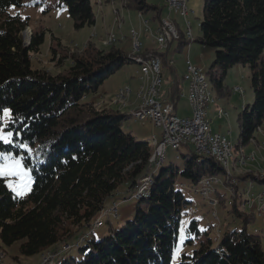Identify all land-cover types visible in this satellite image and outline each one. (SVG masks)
Returning <instances> with one entry per match:
<instances>
[{
	"label": "trees",
	"instance_id": "16d2710c",
	"mask_svg": "<svg viewBox=\"0 0 264 264\" xmlns=\"http://www.w3.org/2000/svg\"><path fill=\"white\" fill-rule=\"evenodd\" d=\"M56 2L67 8L76 28L96 24L91 0ZM25 4L26 0H0V113L10 110L5 129L13 133V142L0 141V150L22 155L33 180L28 193L17 195L0 178L2 247L22 241L19 250L26 256L49 250L55 257L43 264H172L181 220L192 203L181 190L180 179L198 186L204 178L224 176L226 170L215 158L190 148L181 154L182 167L156 165L151 161L150 141H139L124 128L132 113L100 109L85 99L123 65L140 63L121 47L91 41L83 51L64 57L71 65L63 72L33 68L31 54L39 52L45 37L36 33L29 42L24 39L28 22L18 8ZM125 6L142 15L154 13L159 22L164 17L165 5L151 0H126ZM199 24L200 34L193 40L216 49L210 79L219 90H224L233 66L242 64L251 71L254 102L243 106L238 117L240 138L247 144L264 124V0H203ZM191 41L180 30L177 52ZM170 47L144 48L140 54L158 56L162 70L164 65L173 76L166 100L175 107L182 83ZM19 144H26L30 151ZM148 176L151 184L139 199L145 204H139L134 218L123 226H110L107 236L96 239L99 227L92 230L93 225L100 216L103 225V212L110 210L105 207L108 198L123 184L135 194ZM238 177L264 184L262 172ZM216 196L226 208V194L216 190ZM231 196L227 212L240 218V228L227 226L213 239L208 234L214 225L202 230L201 219L193 217L187 227L192 249L180 254L179 264H264V234L249 230L256 214L242 207L252 205L240 199L239 187ZM203 233L206 238L201 237ZM64 244H70L66 251L76 253L56 261Z\"/></svg>",
	"mask_w": 264,
	"mask_h": 264
},
{
	"label": "rangeland",
	"instance_id": "374dc122",
	"mask_svg": "<svg viewBox=\"0 0 264 264\" xmlns=\"http://www.w3.org/2000/svg\"><path fill=\"white\" fill-rule=\"evenodd\" d=\"M34 1H37L39 5L33 3V0H26V4L18 8V12L22 19L28 22V26L24 31V39L26 40V42H29L34 34L44 33L45 38L40 45L39 52L31 54L32 67L44 69L52 74L63 72L65 68L71 65V60L69 58L64 59V57H66L69 52L73 53L77 51H83L84 49L88 48V45L91 41L97 43L100 46H109L108 44H104V41L107 39V34L110 33L113 29L115 30V32H117V29H115V27L121 26L122 14H120L119 9L115 7L113 9L112 19L111 5L107 2V0H91L92 7L96 14V24L94 26L85 25L81 28L75 27L74 21L70 17L67 8L64 6L62 7L57 5L56 0ZM125 1L126 0H119V2L122 3L124 8H126ZM151 1H154L157 4L165 5L164 0ZM102 2H104L103 7H105L106 9V14H103V11H100L102 8ZM202 7L203 0H188V14L186 16L180 15L178 12L175 11H170V17H167V19H170L176 26L178 25V29L185 32L186 37L188 36V39L190 41L192 40L182 52H177L176 49L178 47V42L176 41H174L169 50L171 54L170 56L174 61L173 66L176 69V74L179 80L181 81L183 88V96H181L177 104V110L175 112L179 116L192 115V110L190 107L191 105L188 101L190 81L184 79V75L187 69V61L188 59H190L195 65L199 66V68H201L207 75V80L210 84V90L212 92V98L214 99L208 107V119L210 121L211 129H214H212L214 133L220 132L222 135L224 134L227 137L228 141H230L233 146L231 149V157H233L234 161L232 160V164L225 168L220 163L226 170L227 174H225V176L216 175L218 179L222 178L225 181L219 179V181L217 182H220L218 183L220 185H217V188L215 187L216 184H213V191L210 193L213 198H210L209 196L204 197L201 193V189L203 188V182L207 180L206 178L202 179L201 183H199L198 186L193 185L188 179H180V182L183 184V186H181V190L185 194L186 198L192 203L187 209L188 213L184 214L181 220L179 237L177 244L174 248L172 264H179L180 254L184 250L190 251L192 249L191 246L188 247L187 243V240L189 239L187 227L193 217L197 216L201 219L200 228L202 230L207 229L208 224L212 223L214 226L209 231L208 236L213 239H216L218 235L221 234V231H223L224 228H226L227 226L233 228H240V226L242 225V221L240 220V218H235L227 212L228 206H230L229 200L232 198L231 194L237 193L238 187L240 199H248L249 202H252V204L255 203L257 199H259L257 197L258 195L264 193V184H260L257 181H254L252 183L251 180L239 181L238 177V175L250 171H254L256 173H264V124L256 132L255 139L250 141L249 143L243 144L240 138L241 129L238 121L239 113L243 110V106H252L254 102V91L251 83V71L249 70V68L243 66L242 64H237L233 66L228 71L225 77L224 90H219L218 87L214 84V82H211V70L216 56V49L201 44L196 40H193L194 37H197L200 34L199 23L202 17ZM132 12L134 15L136 28L142 29L140 40L143 43V49L149 44H156L161 50L166 49V46H161L157 43L156 39L159 34L154 35V33L156 32L154 26L157 23L160 24L162 19L159 22L158 16L156 14H144L146 16V19H143V21L148 20L150 22V30H148V22H143L144 24L140 23L139 18H142V14L139 13L140 17H138L137 11L132 10ZM108 13L110 17L106 16ZM168 14L169 10L165 5L163 16H167ZM108 19L113 21V25L109 27L108 25L110 22ZM158 28L159 25L157 27V30ZM137 32H139L140 34V31ZM189 32H191V36L193 37V39L189 35ZM101 34L105 35V37H103V40L100 39ZM146 36L148 38H146ZM145 38L147 39V41H145ZM151 39H154V44L150 42L152 41ZM122 42L123 44L121 45ZM124 43H126V45H124ZM112 45L133 51L130 38L125 40L124 37H118L117 43ZM53 49H55V53L53 52ZM131 53L132 52H130L129 55ZM63 59L64 61L61 62ZM136 65L137 64L134 62L123 65L114 74H111L104 81V83H102L97 92L86 96L85 99L90 100L91 97H94L95 100L103 99L101 103H97L98 101H94L100 109H122V107L125 106L129 101L122 104L121 101L119 102L117 100L116 93L118 92L119 88L126 87L131 83V74L134 72L136 73L137 71ZM162 71L163 83L161 87L160 96L161 99L164 100L167 97L168 88L173 80V76L170 72L167 71V68H165L164 65ZM138 72V76L140 75L141 77L142 73L140 71ZM237 86L241 87L243 93L235 91V88ZM104 105L108 107H104ZM119 105L121 108H119ZM217 105L219 107H217ZM220 111L228 112V116L220 118ZM3 112L4 110L0 113V117L3 116ZM7 121L8 119H0V127H3L5 132H8L5 129ZM124 128L132 130L139 141H150V145L152 149H154V154L152 155L153 158L151 157V159H154L156 151L158 149V146L156 144H160V133L162 132L161 128H157L154 123H152V121L150 120L145 121L144 123L142 121L135 120V118H132L128 122H126ZM153 134H155L157 138L154 141L151 140L153 138ZM239 143H241L240 147H236V145H238ZM189 148L194 150L192 145H188V147L187 145H182L180 146V148H177L174 145H167L166 157L165 160L162 162L163 164L161 163L162 167H167L171 163L182 167L184 160L181 158V154L188 153ZM18 157H22V155H18ZM157 159L159 158L156 157L155 161L153 162L156 163V165H161L156 162ZM23 165L25 168H27L24 161ZM229 175L230 177H233L234 180H230ZM29 176L31 178V182L29 188L24 192L23 195L28 193L32 186L33 180L31 171L29 172ZM149 177L151 178V176H148L142 179L135 194L134 191L128 190L127 186L123 184L113 195L108 198L105 207L107 209H110L109 212L111 213L103 214V225L101 227L99 226V228L94 234L96 239H102L107 236V234L109 233L110 226L120 227L125 225L127 221L134 218L139 204L142 206L145 204V201L139 200L141 197L137 196V191L140 187L145 186L148 183ZM5 181L7 186L9 182L17 183V179L14 177L5 178ZM217 189L220 192L226 194V208H223L222 204L220 205V203L218 205H216V203H213V201H215V198L218 199L216 196ZM249 193L252 197L249 195ZM133 195L135 198H133ZM116 205L118 208L117 210L114 209ZM242 207L246 211L254 212L256 214V219L253 223L249 225V230L257 229L264 234L263 205L258 203V207H251L248 205ZM201 237L206 238L207 236L205 235V233H203ZM81 240H84L83 237L81 238ZM21 243L22 241H17L12 246L5 247V250L2 247V243L0 240V251L5 254V257L3 261L0 262V264H27L28 261H30L31 264H43L45 257H53L52 252H50L49 250H47L45 253H37L30 256L21 255L19 250ZM67 246L68 244H64L63 247L60 249V251L62 252L59 254L56 261L62 260V258L69 255L70 253H76L75 250L66 251L70 248Z\"/></svg>",
	"mask_w": 264,
	"mask_h": 264
},
{
	"label": "bare ground",
	"instance_id": "6f19581e",
	"mask_svg": "<svg viewBox=\"0 0 264 264\" xmlns=\"http://www.w3.org/2000/svg\"><path fill=\"white\" fill-rule=\"evenodd\" d=\"M170 11H175V12H178L180 14V12L177 8H170ZM187 14H188V10L185 9V15H183V16H186ZM167 24H172V32H173L174 37L171 40V43L174 41H178L180 39V30L177 28V26L170 19H167ZM158 30H165V22L163 20L159 24ZM189 35L191 36V32H189ZM131 37L133 39V48L136 47L138 43H140L141 47L143 46V44L140 40L139 32H137L136 30H132L131 31ZM192 39H193V37H192ZM156 40H157V43L160 44L161 46H166L163 34H159V36L157 37ZM117 41H118V36L112 30L110 33L107 34V39L104 41V44H108V45L116 44ZM136 59L140 62L139 63L140 66L143 65V70L146 72L147 80L148 81H158V70H157L153 61H160L161 62L160 58L158 56L150 57L149 60H152V61H148V59L142 60L139 57H136ZM187 63H191V60L188 59ZM146 76L141 75V77H140L141 82H140L139 88H138L137 93H136V96L138 99V105H137V108L135 110L140 109L141 105H145V111L150 113L148 116V120L152 121V123H154V125L157 128H161V131H162L161 134H163L164 133V125H162L159 121L160 118H162V108H160V106H156V104H146L147 102L152 101V93H151L150 88H143V85H146ZM161 79H162V72H161ZM184 79L190 81L189 94H188V98H189L191 93L198 88L197 73L195 72V68H194L193 64H187V69H186V72L184 75ZM199 82H200L201 87H202V93L201 92H194L195 105L197 108L201 109V119H202L203 124L205 125V130H210V131H204L203 144H211V132H212L213 141L215 143V154H216L215 159L218 160L219 163H221L225 168V167L229 166L230 164H232L233 157H231V151H232L231 149L233 146L230 143V141H228V139L225 135H222L219 133H214L211 129L210 121L208 119V113H209L208 107H209V104L211 102H213L214 99L212 98V92L210 90V84L207 80V75L204 73V71L201 68H199ZM162 83H163V79H162ZM161 87L162 86H158V88H157V95L158 96H160ZM235 91L243 93V90L239 86H237L235 88ZM131 92H132V90L129 86L121 88L116 93L117 100L119 102L121 101L122 104L126 103L128 101L129 96L131 95ZM188 101H189L190 105L192 106V99H188ZM135 110L132 112L133 118H135V120H137V121H142L145 123V121H146L145 117H141L139 112L135 111ZM225 116H228V112L220 111L219 117L223 118ZM155 139H157V138L154 135L151 140L154 141ZM156 145L158 146V149L156 151L155 158L156 157L159 158V145H158V143ZM167 145H174L175 147L180 148V146L186 145V144L183 142V140H174V141H171V143L167 144ZM155 158L151 159L152 162L155 161ZM212 158H214V157H212ZM164 160H165V158L160 162H163ZM206 179L207 180H205L203 182V188L201 189V193L204 197H208V196H206V194H204L205 188L210 189V193H211L213 191V184L219 185L218 183H220V182L215 183V180H211L210 177H208ZM219 179L221 180L222 178H219ZM219 179L217 178V181H219ZM223 181H225V180H223ZM150 184H151V180L149 178L148 183L145 186H142L139 188L137 196L138 197H141L143 195L145 196L147 194V190L149 188L148 186H150ZM249 195H250V193H249ZM257 197L261 198V202H259V204L263 205V210H264V200H263L264 193L258 195ZM213 203H216V202L213 201ZM250 203L252 205V202H250ZM115 208H117V205L115 206ZM104 214H106V213H104ZM263 214H264V211H263ZM101 219H102V216H100L96 220V224L98 225V227L102 225ZM0 256L5 257V254L2 251H0ZM3 259L4 258H2V260L0 262H2ZM46 259H48V257H45V260Z\"/></svg>",
	"mask_w": 264,
	"mask_h": 264
},
{
	"label": "built area",
	"instance_id": "2783aa9c",
	"mask_svg": "<svg viewBox=\"0 0 264 264\" xmlns=\"http://www.w3.org/2000/svg\"><path fill=\"white\" fill-rule=\"evenodd\" d=\"M187 1L188 0H164L165 5L169 10V14L162 18V20L165 22V30L156 29L154 35L163 34L166 48L170 47L171 40L174 37L172 32V24H167V17H170V8H177L180 12V15H185V9H188ZM144 22H148V30H150L149 21L144 20ZM142 50L143 47H141L140 43H138L137 46L133 48V52L131 56H135L139 58L148 57V61H152L149 60V55L143 56L140 54ZM153 62L158 70V81L147 80L146 72L143 70V65L140 66V72H142V76H146V85H143V88H150L152 93V101L147 102L146 104H156V106H160V108H162V118H160L159 121L162 125H164V133L161 134L160 136L159 159H157L156 162H160L166 157L167 144H170L171 141L174 140H183V142L187 146L192 145L194 151L200 156L216 158L215 143L213 141L212 132H211V144H203L204 131H210V130H205V125L203 124L201 119V109L196 107L194 100V92L202 93V87L199 82V66L193 64L192 61L191 63H187L194 65L195 72L197 73L198 88L194 90L191 93L190 97L188 98V99H192V106H190L192 110V115L179 116L178 114L175 113V107L172 103L168 102L167 100L161 99V96L157 95L158 86H162V79H161L162 63L160 61H153ZM135 111H138L140 116L145 117L146 121H148V116L150 113L145 111V105H141L140 109H137ZM210 179L215 180V183H218L217 176H210ZM231 179L234 180L233 177H230V180ZM204 194H206V196H209L210 198H213V196L210 195V189L205 188ZM215 201H216V205H218L219 204L218 199L215 198ZM256 202L258 203L261 202V198L257 199ZM114 209L117 210V208ZM108 212L109 210H106L103 213H108ZM97 228L98 225L96 224L95 221L92 230H96ZM67 247H69V245ZM54 257L55 256L53 255V257H49L48 259L44 260V263H49ZM2 258H4V256H0V261L2 260Z\"/></svg>",
	"mask_w": 264,
	"mask_h": 264
},
{
	"label": "crops",
	"instance_id": "0c3cea01",
	"mask_svg": "<svg viewBox=\"0 0 264 264\" xmlns=\"http://www.w3.org/2000/svg\"><path fill=\"white\" fill-rule=\"evenodd\" d=\"M107 2L108 3H110V5H111V14H112V19H113V9L115 8V7H117L118 9H119V12H120V14H122L121 15V19H122V21H121V26L120 27H118V26H116L115 27V29H117V32H115V30L113 29V31L117 34V36L118 37H120V38H123L124 37V39L125 40H127V39H129L130 38V41H131V46H132V50H133V39H132V37H131V31L134 29V30H137V31H140V35H141V31H142V29H138V28H136V26H135V19H134V15H133V12H132V10H128V9H126V8H124L123 7V5H122V3H120L119 2V0H115V1H112V0H107ZM103 4H104V2H102V4H101V6H102V8H101V10L100 11H103L102 13L103 14H106V9H105V7H103ZM107 17H110L109 16V13L106 15ZM137 16L138 17H140L139 16V12H138V14H137ZM143 19H146V16L145 15H142V18L140 17L139 18V20H140V23H143L144 21H143ZM109 20V25H108V27L109 26H111V25H113V21H111L110 19H108ZM150 23V22H149ZM114 24H115V21H114ZM144 24V23H143ZM158 25H159V23H157L155 26H154V29H157V27H158ZM121 28V29H120ZM145 30H146V28H145ZM119 33H120V35H119ZM105 34V33H104ZM102 35L101 34V37H100V39L101 40H103L104 38L103 37H105V35ZM146 38H148L147 36H146ZM145 38V41H147V39ZM100 40V41H101ZM152 41H150V42H152L153 44H154V42H153V39H151ZM142 42V41H141ZM149 43V42H148ZM123 44V42L121 43V45ZM143 44V43H142ZM124 45H126V43H124ZM128 46V45H127ZM126 46V47H127ZM143 47V46H142ZM153 47H156V48H158V46L155 44V45H152V44H149V45H147L146 47H144V48H153ZM122 48V47H121ZM123 50H125L127 53H130V52H133V51H131V50H126L125 48H122ZM135 63V62H134ZM193 63V62H192ZM137 65H136V69H137V71H136V73L134 72V73H132L131 74V86H130V84L128 85L129 87H131V90H132V92H131V95L129 96V98H128V103L125 105V106H123L122 107V111H124V112H127V113H132L136 108H137V105H138V99H137V96H136V92H137V89H138V87H139V85H140V82H141V80H140V75L138 76V74H139V72L138 71H140V69H139V64L138 63H136ZM194 64V63H193ZM122 88V87H121ZM121 88H119V89H121ZM133 88V89H132ZM118 89V90H119ZM133 94V95H132ZM183 94V88H182V93H181V96H183L182 95ZM164 100H166V98L164 99ZM89 101H98L97 103H101L102 101H103V99H98V100H95L94 99V97H91V99L89 100ZM179 102V101H178ZM178 102H177V104H178ZM104 107H108V106H106V105H104ZM217 107H219L218 105H217ZM119 108H121L120 107V105H119ZM219 109V108H218ZM221 109H223V108H221ZM177 110V105L175 106V111ZM176 113V112H175ZM177 114V113H176ZM213 129V128H212ZM130 130V129H129ZM214 130V129H213ZM132 131V130H131ZM132 133H133V131H132ZM215 133H220V132H215ZM134 134V133H133ZM221 134V133H220ZM135 135V134H134ZM155 134H153L152 136H154ZM160 135H161V133H160ZM224 135V134H223ZM156 136V135H155ZM234 161V160H233ZM252 186H253V184H252ZM217 188V187H216ZM218 190V189H217ZM196 192H197V189H196ZM245 205H247V204H245ZM252 206H257L258 207V203L257 202H255V203H253L252 204ZM251 206V207H252ZM258 209V208H257ZM35 263V262H34ZM5 264V263H4ZM27 264H31V262L30 261H28L27 262Z\"/></svg>",
	"mask_w": 264,
	"mask_h": 264
},
{
	"label": "snow or ice",
	"instance_id": "6c2138e0",
	"mask_svg": "<svg viewBox=\"0 0 264 264\" xmlns=\"http://www.w3.org/2000/svg\"><path fill=\"white\" fill-rule=\"evenodd\" d=\"M10 118V110L5 109L3 116L0 119ZM13 133L5 132L3 127H0V141L4 143H12L11 140ZM20 148L30 151L26 144L17 145ZM30 170L23 165V157L15 156L11 153L0 152V178H16L17 183H8V187L11 188L17 195H23L29 188L31 178L29 176Z\"/></svg>",
	"mask_w": 264,
	"mask_h": 264
}]
</instances>
